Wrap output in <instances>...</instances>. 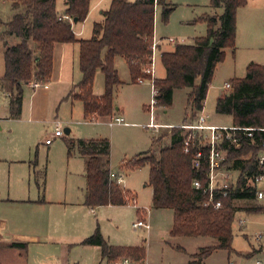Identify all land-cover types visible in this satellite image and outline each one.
<instances>
[{"label":"trees","instance_id":"obj_1","mask_svg":"<svg viewBox=\"0 0 264 264\" xmlns=\"http://www.w3.org/2000/svg\"><path fill=\"white\" fill-rule=\"evenodd\" d=\"M13 15L5 26V35L15 36L20 41L15 45L4 43L5 72L0 78V88L10 94V116L22 114L24 88L33 80L49 82L54 64L56 43H79L80 82L68 98L83 103L84 117L96 120L112 116L115 111V88L122 84L115 66L117 57L128 64L132 81L144 76V68L150 65L152 44L155 36L156 6L163 8L162 17L168 21L174 7L168 0H112L103 11L104 19L94 23L90 39H81L73 31L72 23L84 21L90 11V0H65V10H57V0H12ZM248 0H211L222 14L205 13L198 20L208 27L207 35L197 37L193 45L178 43L169 51H162L161 61L166 75L155 78L158 89L155 105L165 108L173 104L174 92L178 88H190L188 105L194 113L203 110L208 90L217 65L224 61L226 49H235L237 37V12ZM161 49V48H160ZM101 70L105 76V91L94 94L95 75ZM146 75V74H145ZM149 77V76H147ZM198 79L200 80L198 82ZM232 90L217 99L216 111L231 115L233 125L253 127V138L241 136V145L236 147L229 141L223 143L228 149L231 169L238 171L235 188L222 200V208L206 205L208 195L204 189L208 184V161L205 157L200 168L193 166L198 150L208 156V148L199 138L185 152L187 132L174 127L170 133V145L156 153L149 150L124 161L120 168L135 169L148 165L150 185L153 188L152 202L155 208L172 209L173 224L170 235L176 237H209L215 243L201 248L189 264H201L214 251L225 249L234 252V220L238 212H264V204L248 206L238 202H256V189L249 186L250 179L263 173L259 168L258 154L264 150V65L251 62L244 78H234ZM75 90H77L75 92ZM68 155L77 148L85 159L87 180L85 205L90 208L114 205L124 206L130 202V193L111 180V142L109 139H67ZM249 156V157H247ZM38 164V151L32 161ZM37 183L44 194L45 171H34ZM198 179L203 187H194ZM81 244L101 247L102 259L115 262L129 258L133 263L144 264L147 252L143 246H116L110 244L97 226L94 233ZM13 246H20L14 243ZM251 253L248 257H252Z\"/></svg>","mask_w":264,"mask_h":264},{"label":"rangeland","instance_id":"obj_2","mask_svg":"<svg viewBox=\"0 0 264 264\" xmlns=\"http://www.w3.org/2000/svg\"><path fill=\"white\" fill-rule=\"evenodd\" d=\"M12 2V0H0V20L2 22H7L12 17ZM110 3L111 0H90V6L94 5L95 8L101 10L109 8ZM168 3L174 7L168 21L162 17V6L157 5L155 12V35L156 39L161 41L155 55V77L157 78L165 74L161 61L162 51L172 50L178 44L168 42L169 38L183 40L181 44L193 45L197 37L206 36L208 31L207 24L198 19L205 13L210 15L223 13V9H215L211 6V0H168ZM57 10L60 13L64 12L65 0H57ZM97 15L98 13L94 11L92 16L88 14L84 21L73 25L76 36L81 31L78 38L90 39L92 37ZM4 31L5 26L1 24L0 78L5 72L4 43L9 38ZM225 51V59L217 65L203 110L198 114L209 115V119L216 118L219 123L224 124L223 126L230 127L233 126V117L217 113V99L223 92L232 90V87H225L226 83H232L234 78L246 76L247 66L251 62L264 65V0H248L245 6L238 9L235 49L227 48ZM116 68L122 84L115 88V111L112 116L98 117L96 120L86 119L83 114H80L79 108L71 111L66 103L52 106L46 121L41 123L19 120L22 114L12 119L9 109L10 94L0 88V118H4L0 120V196L8 195L11 181L12 185L16 183L15 177L10 179L12 166L23 167L22 163H13V161L20 157L30 160L28 156L34 159L37 146H39V168L46 170V188L48 187L50 195L55 197L67 195L68 199L79 196L86 182L85 163L78 156L77 151H72L71 156L68 155L67 139H109L111 168L123 175L124 185L130 193L131 202L124 206H101L96 209L91 221L99 225L101 233L112 245L145 247L147 261L150 264H189L194 261V254L198 253L201 248L214 244L216 240L209 237H172L170 230L173 224V210L154 207L149 166L135 169L122 168L124 166L120 168V166L124 161L140 153L149 150L156 153L162 147L170 145L172 129L183 124L186 117L188 119L193 114L188 105V95L191 89H176L173 104L168 108L156 106L153 102L152 81L147 75L144 74L146 78L142 83L132 81L128 64L122 57L116 58ZM75 77V79L80 78L78 71H75ZM93 91L97 96L104 94L105 76L101 70L96 72ZM33 92L34 89L30 85L24 88L23 106L26 105L29 108ZM117 107L120 110H117ZM3 109L6 113L1 114ZM117 116L123 118V123L110 126L109 120ZM58 122H60L64 135L54 139V143L48 147L45 140L53 137L59 125ZM155 124L175 125L154 126ZM66 127L72 129V135L65 133ZM262 155L264 156V150L258 154V156ZM49 162L52 164L48 169ZM69 162L70 166H68ZM230 165L231 162L227 158L225 167L231 169ZM231 172L236 181L239 172L235 170ZM27 183L35 187L33 176L30 180L27 179ZM57 188L60 191L56 190ZM257 188L264 190V177L257 184ZM33 189L32 191L36 192V187ZM26 191L29 192L28 189ZM132 197L136 198V205ZM238 204L246 209L248 206L264 204V200L238 202ZM140 218H145L150 222L149 231L133 227V223ZM233 230V248L241 251L248 249L250 244H255L261 251V257L242 260L243 264H256V260L260 258L264 260V239H258V235L264 236V212L241 211L237 213ZM58 246L65 248L66 244H58ZM67 247L69 251L67 250L65 264L66 260L67 264H120V259L115 262L102 259L100 252L98 254L87 245H67ZM12 251L13 249L9 247L5 251L6 256L12 257L10 254ZM229 259L240 264L235 256L229 258L228 251L225 249L214 251L201 264H228Z\"/></svg>","mask_w":264,"mask_h":264},{"label":"crops","instance_id":"obj_3","mask_svg":"<svg viewBox=\"0 0 264 264\" xmlns=\"http://www.w3.org/2000/svg\"><path fill=\"white\" fill-rule=\"evenodd\" d=\"M90 7L89 15L92 16L95 11L98 13L97 17H95L97 19L96 22L103 21V11L108 8L101 10L95 8L96 6L94 5H91ZM76 23L78 22H73L72 27ZM80 32H78L77 37L80 35ZM19 41L20 39L15 36H10L6 39V42H9L8 44L10 45H15ZM79 51V43L59 42L55 44L51 80L40 85L38 89H34V92L31 95L29 108L26 107V105L23 106L22 117L19 120L23 119L35 124L44 122L46 121L52 106L62 105L64 103H66L67 108H70L71 111H73L74 108H79L78 110L80 114L84 115L83 103L80 100L73 98L67 99L70 92L82 78V73L79 68ZM75 71L80 73L79 79H75ZM165 75L166 71L164 76H158V78H163ZM76 91L77 90H75V92ZM224 93L225 92L222 94ZM117 110H120V108L117 107ZM2 113L4 114L6 111L3 109L1 114ZM196 115H198V113L193 112V114L190 115V118L188 117L187 119L186 117V121H184L183 124L194 122ZM1 119L3 120L4 118H0V120ZM208 123L218 126L224 125L219 123L218 119L213 117L208 120ZM159 125L174 126L175 124ZM66 131H69V136L72 135L71 128L66 127L65 133ZM53 143L54 141L51 144H46V146L50 147ZM37 151L39 155V146H37ZM73 151H77L78 156H80L85 163V159L79 153L78 149L75 148ZM28 157L30 160H26V157H20L17 158L18 160L13 161V163H22L23 165L21 166L23 167L12 166L10 179L15 177L14 179L16 180V183L12 185L11 181L8 195L0 196V264H63V262L65 264L68 250L67 245H80L81 242L85 238L91 236L97 226H99L96 222L91 221L93 214L99 207L90 208L85 205L87 187L86 177L84 188H82L79 196L77 195L70 199L67 198V195H64V197H55L51 196L48 187L46 188L47 174L45 170V191L44 194H42L34 171L43 172L44 170L39 168V161L37 166L34 167L32 164L34 159H31V156ZM72 161L73 158L71 159V162ZM51 164L52 162L48 163V169ZM70 164L71 163L69 162L68 166H70ZM20 170L21 173H19ZM19 176H21V178H19ZM32 176L37 189L36 192L32 191L35 187L30 186V184L27 183V179L30 180ZM121 186L126 189L124 182ZM26 189H28L29 192H27ZM56 190H58V188ZM58 191H60V189ZM14 243L20 244V246H13ZM64 243L66 244L65 248L58 246V244ZM9 247L13 249L10 253L12 257H9L8 255L6 256L5 254V251L8 250ZM89 247L97 251L98 254L99 252L101 253V247ZM251 253L255 254L252 257H248ZM228 255L229 258L235 256L240 264H243L242 260L261 257V251L257 245L250 244L248 249L239 251L234 248V252L232 254L228 253ZM230 260L231 259H229V261ZM147 263L149 262L147 261Z\"/></svg>","mask_w":264,"mask_h":264},{"label":"built area","instance_id":"obj_4","mask_svg":"<svg viewBox=\"0 0 264 264\" xmlns=\"http://www.w3.org/2000/svg\"><path fill=\"white\" fill-rule=\"evenodd\" d=\"M168 42L170 43H183L182 41L169 38ZM161 41L157 40L154 36L153 44H152V55L150 59V65L144 68V73L149 76L152 81L153 86V102L155 103V97L158 95V89L154 84L155 79V66H156V51L159 50ZM146 77H140L138 79L139 83L144 82ZM44 81L33 80L30 82V86L33 89L38 88L40 85L44 84ZM226 88L231 87V83H226ZM123 118L117 116L115 118H111L109 120L110 126H114L116 124H122ZM57 126V129L52 138H48L46 140V144H51L55 138L62 137L64 135V131L60 127V122ZM154 126H160L155 124ZM178 127H181L187 132L186 139L184 141L185 152H189L191 148V144L199 138L201 143L208 148V156L204 154V152L200 149L198 150L193 158V166L195 168H200L202 164V160L206 157L208 161V184L204 189V193L208 195V200L205 203L206 205H213L216 209L222 208V200L218 196H226L228 195L231 189L235 188L236 181H234L233 170L225 167L226 159L228 158V149L223 148V143L225 141H229L232 145L236 147H240L241 145V136L253 138L254 130H257L253 127H239V126H218L211 125L208 123V115L198 114L195 122H187ZM259 130H263L264 128H260ZM259 168L263 171V173L256 175L255 177L250 179L249 186H252L256 189V198L258 200H264V190H260L257 188V184L264 177V156H258ZM111 180L115 181L119 185H122L124 182V177L117 171L112 170L110 173ZM194 187L200 189L203 187L202 182L198 179L194 181ZM132 201L136 205V198L132 197ZM131 202V198H130ZM133 227L135 229L144 228L146 230H150L151 225L150 222L145 218H140L139 220L133 223ZM258 239H264L263 235H258ZM120 264H138L133 263L129 258L120 259ZM149 264V263H144ZM228 264H237L236 261L230 260ZM256 264H264V260L257 259Z\"/></svg>","mask_w":264,"mask_h":264},{"label":"water","instance_id":"obj_5","mask_svg":"<svg viewBox=\"0 0 264 264\" xmlns=\"http://www.w3.org/2000/svg\"><path fill=\"white\" fill-rule=\"evenodd\" d=\"M74 22H78V19L75 18V19H74ZM66 134L68 135V134H69V131H66Z\"/></svg>","mask_w":264,"mask_h":264}]
</instances>
